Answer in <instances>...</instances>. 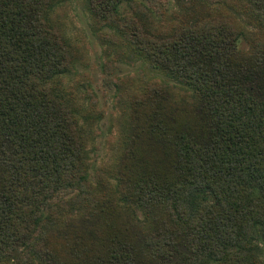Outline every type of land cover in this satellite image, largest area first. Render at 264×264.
Segmentation results:
<instances>
[{"label": "trees", "instance_id": "trees-1", "mask_svg": "<svg viewBox=\"0 0 264 264\" xmlns=\"http://www.w3.org/2000/svg\"><path fill=\"white\" fill-rule=\"evenodd\" d=\"M176 1L89 0L162 78L121 84L123 151L93 181L62 0H0V264H264V0Z\"/></svg>", "mask_w": 264, "mask_h": 264}, {"label": "rangeland", "instance_id": "rangeland-1", "mask_svg": "<svg viewBox=\"0 0 264 264\" xmlns=\"http://www.w3.org/2000/svg\"><path fill=\"white\" fill-rule=\"evenodd\" d=\"M167 9L170 16L179 9L178 2L170 0ZM121 14H132V10L124 4ZM236 18L248 35L254 32L243 16L236 15ZM53 20L69 38L77 53L76 74L66 76L65 82L78 98L81 124L89 140L88 157L93 177L97 171L109 168L123 151L125 129L124 110L120 103L121 86L136 91L140 86L143 87L146 79L162 78L141 61L132 62L124 50L112 45V39L108 38L111 30L100 27L90 10L89 0H62L55 8ZM249 47L246 40L241 41L242 50H248ZM169 90L177 96L190 99L177 85H172Z\"/></svg>", "mask_w": 264, "mask_h": 264}]
</instances>
